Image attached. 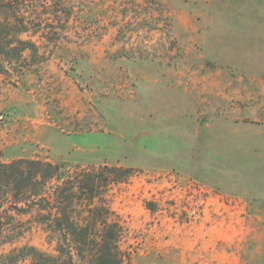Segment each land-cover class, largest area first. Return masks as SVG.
Instances as JSON below:
<instances>
[{
	"label": "rangeland",
	"instance_id": "374dc122",
	"mask_svg": "<svg viewBox=\"0 0 264 264\" xmlns=\"http://www.w3.org/2000/svg\"><path fill=\"white\" fill-rule=\"evenodd\" d=\"M33 1L38 58L0 73L4 160L129 170L104 194L124 264H264V0ZM18 218L0 253L53 252Z\"/></svg>",
	"mask_w": 264,
	"mask_h": 264
},
{
	"label": "trees",
	"instance_id": "16d2710c",
	"mask_svg": "<svg viewBox=\"0 0 264 264\" xmlns=\"http://www.w3.org/2000/svg\"><path fill=\"white\" fill-rule=\"evenodd\" d=\"M32 3L0 0L1 74L21 76L29 68L26 53L38 58L33 36L39 32L30 29L39 18ZM40 37L55 42L59 36ZM4 156L0 149V244L23 236L26 223L18 217L35 212L55 246L53 252L15 248L0 253V264H124V227L104 194L112 183L128 177L129 170L109 165L79 168L66 179L62 163L24 158L6 162Z\"/></svg>",
	"mask_w": 264,
	"mask_h": 264
}]
</instances>
